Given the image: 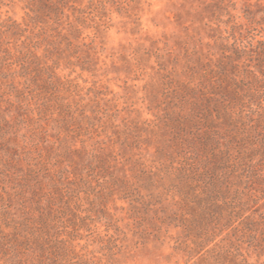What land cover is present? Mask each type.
Listing matches in <instances>:
<instances>
[{"label":"trees","instance_id":"trees-1","mask_svg":"<svg viewBox=\"0 0 264 264\" xmlns=\"http://www.w3.org/2000/svg\"><path fill=\"white\" fill-rule=\"evenodd\" d=\"M142 2L0 0V264L150 245L166 264H264V0L177 14L173 45L122 57L142 85L119 95L100 79L112 13L141 29Z\"/></svg>","mask_w":264,"mask_h":264},{"label":"rangeland","instance_id":"rangeland-1","mask_svg":"<svg viewBox=\"0 0 264 264\" xmlns=\"http://www.w3.org/2000/svg\"><path fill=\"white\" fill-rule=\"evenodd\" d=\"M202 1L204 0H145V2L143 0L140 6L141 11H139L141 29L135 30L134 24L128 17L121 16L113 10L114 26L108 31L106 40L104 58H106L107 65L101 71L105 72L100 76L102 83L108 85L110 89L119 95L126 94L124 90L126 80H128V86L136 84V88H138L142 85V82L133 81L134 76L126 72L127 68L122 57L139 46L151 48L154 40H157L161 47L164 46V41H169L173 45L175 37L183 33V28L178 23L176 15L179 13L184 15V10L190 9L192 6H199ZM243 9L244 2L239 1L237 9L231 10L239 21H244ZM6 10L7 8L4 9V11ZM9 12L10 15L19 20L24 16V11L20 5H15L13 10ZM191 19H197V16L192 15ZM181 21L184 22L185 20L182 19ZM189 24L187 23V25ZM253 33L256 34L257 32L253 31ZM140 105L145 108L144 104L140 103ZM146 116L149 115L146 114ZM119 215L124 214L119 213ZM102 230H104V227ZM89 249L98 252L97 242L92 243ZM168 251V249L153 245H150V247H128L118 256L119 261L114 264H166L164 256Z\"/></svg>","mask_w":264,"mask_h":264}]
</instances>
